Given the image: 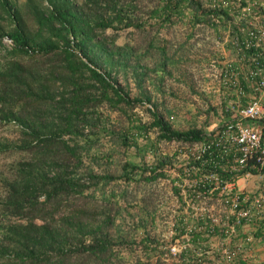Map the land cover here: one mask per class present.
Masks as SVG:
<instances>
[{
  "label": "trees",
  "instance_id": "16d2710c",
  "mask_svg": "<svg viewBox=\"0 0 264 264\" xmlns=\"http://www.w3.org/2000/svg\"><path fill=\"white\" fill-rule=\"evenodd\" d=\"M45 1L47 5L42 0H24V18L14 2L0 0V10L12 21L8 29L0 26V39L6 36L11 41L5 51L11 57L0 69V109L20 123L18 146L29 158L6 182L1 208L25 220L4 229L0 255L5 257L0 264H176L169 245L149 230L156 221L154 185L159 180L167 181L176 202L168 219V241L186 235L190 243L175 257L183 264H200L206 256L193 252L207 248L213 235H223V218L190 216L188 207L183 210L181 190L194 199L202 181L194 187H180L177 181L198 179L210 169L225 179L256 169L232 170L233 144H227L222 157L212 145L209 155L202 151L196 157L188 152L186 160L178 161L181 149L213 139L223 124L208 131L201 125L173 126L156 108L148 86L159 89L152 76L156 71L172 76L173 67L184 61L181 50L203 34L204 26L212 27L215 35L228 27L226 45L236 49L240 59L238 80L243 92L239 98L244 103L254 94L250 89L254 78L245 79L253 66L250 56L258 52L255 59L262 61L263 44L244 46L243 40L247 28L253 27L252 15L263 14L264 8L256 2L253 13L239 16L244 0L239 6L231 0H148L140 8L137 2L127 1L113 3L105 17L87 19L73 0ZM107 27L144 32L143 50L93 32ZM53 56L61 64L55 68L50 62L53 67L42 74L40 58L51 61ZM224 68L232 65L220 67ZM84 73L86 77L80 79ZM62 76L69 85L65 92L57 90ZM145 102L150 103L144 105L147 119L133 110ZM221 103L224 107L225 101ZM84 127L94 136L106 134L116 148L96 147L97 140L83 133ZM130 147L139 160L127 155ZM189 165L193 168L187 176L182 166ZM256 220L254 235L263 236V220Z\"/></svg>",
  "mask_w": 264,
  "mask_h": 264
},
{
  "label": "rangeland",
  "instance_id": "374dc122",
  "mask_svg": "<svg viewBox=\"0 0 264 264\" xmlns=\"http://www.w3.org/2000/svg\"><path fill=\"white\" fill-rule=\"evenodd\" d=\"M34 2V0H32ZM76 6L80 9L82 15L91 19L98 15L105 17L112 12V4H123L127 1L137 2L138 7L143 3H147L148 0H73ZM263 2V0H257ZM21 9V12L25 18L26 6H24V0H10ZM43 5H47L45 0H42ZM141 9L135 11L139 14ZM149 22V21H147ZM146 22V23H147ZM148 24V23H147ZM0 26L4 29H8L12 26L10 21L4 13L0 10ZM96 36L105 37L108 40L113 39L117 44L126 43L129 45L138 46L140 51L144 41L145 34L140 32L139 29L130 28H95L93 30ZM186 48L181 50V58L184 61L179 62L174 66V70L171 77L163 75L161 72L156 71L153 73V77L159 83V89H155V86L149 85L148 88L152 92L153 100L156 103V108L165 114L171 121L172 125L178 128L187 127L190 125L203 126L204 130L208 131L220 124L224 117L229 113L224 109L222 103L216 102L217 94L212 92L211 89L219 86V72L221 64L227 63L223 60V57L219 54L217 43L212 41L208 37H204V34H199L194 40L189 41L186 44ZM0 39V69H3L6 64L7 58L11 56L6 54L8 49ZM41 57L42 60L39 63L40 72L45 74L52 68H58L61 64L60 58L53 56L49 59ZM145 58V56H144ZM39 59V60H40ZM50 62L51 65L50 66ZM128 75L127 86L130 89V93L135 92L133 80ZM62 76L59 87L57 90L67 91L69 85ZM86 77V73L80 76ZM121 82H125L120 78ZM86 89L85 91H87ZM220 100V99H219ZM226 102V100H225ZM144 105L149 106V102H145L142 105H137L133 108L134 112H137L143 119H147L148 115L144 109ZM104 106V105H103ZM105 107L102 108L104 110ZM5 109H0V242H2V233L6 226L10 223L23 222L25 218L17 214L16 212H7L2 210L1 203L6 193V182L9 181L16 170L25 160H28V153L23 151L18 146L21 138V126L20 123L12 118L8 114H4ZM113 114V113H112ZM83 133H86L89 138L97 140L94 144L96 147H101V150H109L112 147L116 148V144L113 143L106 134L94 136L87 131V127L83 128ZM98 142V144H97ZM161 145V144H160ZM171 150L172 147L162 145V148ZM127 155L133 160H139V157L132 156V148L127 150ZM134 155V154H133ZM27 158V159H26ZM145 160H149V155L145 156ZM167 181L159 180L154 185L156 192V221L150 228V233L154 234L159 242L170 245L168 241L170 229L168 219L173 214V208L176 206L174 196H170L168 191ZM8 241V240H7ZM6 242V241H5ZM7 246H10L9 243ZM9 253V251H7ZM4 256L0 255V260L4 259Z\"/></svg>",
  "mask_w": 264,
  "mask_h": 264
},
{
  "label": "built area",
  "instance_id": "2783aa9c",
  "mask_svg": "<svg viewBox=\"0 0 264 264\" xmlns=\"http://www.w3.org/2000/svg\"><path fill=\"white\" fill-rule=\"evenodd\" d=\"M236 6H239L240 0H231ZM258 2L257 0H244V3L239 6L237 14L243 15L245 13H253L252 6ZM260 6L264 8V1L259 2ZM247 38L243 40L244 46L258 45L264 37V24L254 22L253 27L247 28ZM235 42V37L233 38ZM2 42L10 47L11 41L8 37L3 36ZM258 52L250 56L253 66L248 69L245 79L254 78L250 82V89L254 93L248 97L244 103L240 101L239 95L242 94L243 88L238 80V72L233 68L220 69L219 84L232 88V97L227 98L224 109L228 111V115L223 118V127L219 133L211 140L201 142L193 145L190 148L181 149L179 153L183 154L181 160L187 159L188 152L194 154L196 157L205 151L210 154L211 146L214 145L219 148L222 157L227 149V144H233V165L232 170L238 172L240 169L250 166L259 172L264 168V97L262 92L264 89V49L262 50V61H257L255 58ZM227 94L229 92H226ZM246 120V121H245ZM172 143H176L172 141ZM192 166H182L183 174L190 175L189 169ZM172 174L175 172L171 170ZM254 171L251 169H244L241 174L236 173L232 178H222L216 169L203 171L199 174L198 179L191 177L189 180L178 182L180 187H194L198 186L197 180L202 181L201 187L195 190V197H187L181 190L182 197L185 200L183 210L189 208L190 216H207L212 220H219L223 218L221 237L229 238L236 230V226L242 222L249 221L253 216H260L262 218V225L264 226V212L261 211V200L264 197V184L262 191L255 195H247L234 188V182L237 178L243 175H250ZM204 182L209 183L210 186L204 187ZM201 188V189H198ZM190 246L187 236L174 239L169 245L171 254H175L185 247ZM216 251V259L220 260L222 264H237L236 257L241 251V244L236 243L232 246L226 245L225 242L220 241L218 247L213 248H199L197 255L201 253H212Z\"/></svg>",
  "mask_w": 264,
  "mask_h": 264
},
{
  "label": "crops",
  "instance_id": "0c3cea01",
  "mask_svg": "<svg viewBox=\"0 0 264 264\" xmlns=\"http://www.w3.org/2000/svg\"><path fill=\"white\" fill-rule=\"evenodd\" d=\"M262 1V0H261ZM264 1V0H263ZM253 22H260L264 24V13L263 14H253L252 15ZM228 27L222 30L220 35H215L212 27L204 26L203 27V34L204 37H208L214 42L217 43V48L219 54L223 57V60L227 63L231 64L232 68L238 72V75H241L240 69V59L238 57L236 49H232L226 45ZM262 46L264 49V37L262 38ZM225 64H221L222 66ZM212 92H216L217 99L216 102L220 103L227 100L228 96H232V88L225 87L221 84L219 86L214 87L211 89ZM226 92H229L228 94ZM262 96L264 97V89L262 92ZM221 104V103H220ZM177 160L180 161L183 157V154L177 153L176 155ZM264 184V168L259 172H253L250 175H243L237 178L234 182V188L243 192L247 195H255L262 191V186ZM261 211L264 212V197L261 200ZM257 217L260 216L256 215L251 218L249 221L242 222L238 225L235 232L230 235L229 238H223L217 235H213L210 237L208 242V247L216 249L220 241L225 242L226 245L232 246L236 243L241 244V251L237 255L236 259H240V262L236 261L237 264H264V233L263 236L254 235L256 226H257ZM264 232V231H263ZM199 250L195 249L194 254ZM177 253L171 254L176 261V264H183L181 261L175 257ZM200 255L206 256L207 259L201 261L200 264H222L220 260L216 259V251L212 253H201ZM192 256V255H191ZM190 256L187 261H191L192 257Z\"/></svg>",
  "mask_w": 264,
  "mask_h": 264
}]
</instances>
